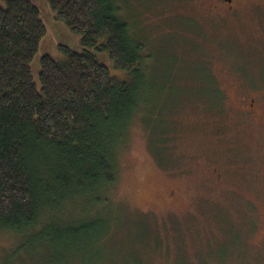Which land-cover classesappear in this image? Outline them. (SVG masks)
Masks as SVG:
<instances>
[{"label":"rangeland","instance_id":"rangeland-1","mask_svg":"<svg viewBox=\"0 0 264 264\" xmlns=\"http://www.w3.org/2000/svg\"><path fill=\"white\" fill-rule=\"evenodd\" d=\"M31 1L48 28L32 61L38 82L41 55L61 60L59 44L84 46L47 0ZM117 1L148 57L143 123L135 120L119 154L115 207L98 214L111 231L90 252L93 232L58 247L34 243L27 264L68 263L70 254L85 264H264V5L232 12L215 9L218 0ZM90 50L113 76L129 77L107 52ZM148 129L165 131L166 147ZM91 207H79V221ZM76 210L66 204L58 216L66 224ZM10 241L1 236L0 249Z\"/></svg>","mask_w":264,"mask_h":264},{"label":"trees","instance_id":"trees-1","mask_svg":"<svg viewBox=\"0 0 264 264\" xmlns=\"http://www.w3.org/2000/svg\"><path fill=\"white\" fill-rule=\"evenodd\" d=\"M47 2L84 50L59 44L63 59L41 55L38 84L32 61L48 30L41 10L31 0H0V237L11 238L0 249L2 264H27L24 257L33 251L25 248L68 244L77 232H93L84 251L96 250L111 231L98 214L115 207L110 196L119 154L135 120L143 123L148 53L126 6L117 0ZM90 49L107 52L129 77L113 76ZM148 132L149 141L166 147L165 131ZM66 204L77 210L65 224L58 214ZM81 205L92 206L89 220L79 221ZM76 256L56 261L85 264Z\"/></svg>","mask_w":264,"mask_h":264},{"label":"flooded vegetation","instance_id":"flooded-vegetation-1","mask_svg":"<svg viewBox=\"0 0 264 264\" xmlns=\"http://www.w3.org/2000/svg\"><path fill=\"white\" fill-rule=\"evenodd\" d=\"M220 4H215L214 8L232 10V12H239L242 6L252 8L255 5H264V0H218ZM172 197V193L169 194Z\"/></svg>","mask_w":264,"mask_h":264}]
</instances>
